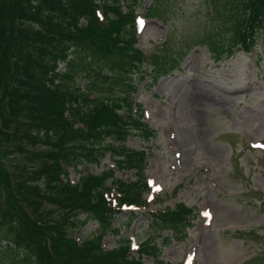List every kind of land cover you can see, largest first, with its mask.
I'll use <instances>...</instances> for the list:
<instances>
[{"label": "trees", "instance_id": "16d2710c", "mask_svg": "<svg viewBox=\"0 0 264 264\" xmlns=\"http://www.w3.org/2000/svg\"><path fill=\"white\" fill-rule=\"evenodd\" d=\"M144 1L0 0V264H146L144 254L153 264H165L150 238L140 245L137 259L125 240L109 250L101 247L119 211L109 195V179L120 194L119 205L143 201L146 154L123 142L131 133L155 135L133 112L129 81L144 61L135 25ZM150 1L147 17L158 14L157 0ZM212 4L210 24L197 44L215 61L250 51L264 29V0ZM163 44L165 49L168 42ZM181 55L154 54L148 82L177 67ZM122 87L116 97L105 95ZM4 144L30 163L12 169L1 159L8 154ZM106 153L116 169H134L136 180L115 177L113 168L89 172ZM67 167L80 172L73 184ZM190 214L191 208L179 203L151 218L155 229L172 231L162 237L166 242L179 238ZM91 219L98 223L95 235L77 242L74 231ZM258 261L264 264V257Z\"/></svg>", "mask_w": 264, "mask_h": 264}, {"label": "rangeland", "instance_id": "374dc122", "mask_svg": "<svg viewBox=\"0 0 264 264\" xmlns=\"http://www.w3.org/2000/svg\"><path fill=\"white\" fill-rule=\"evenodd\" d=\"M150 2L136 9L145 17L138 46L147 55H182L177 67L152 84L148 82L151 57L144 59L129 80L134 88L131 98L140 105L143 120L156 130V136L144 139L132 133L124 144L146 151L144 176L161 189L153 192L154 199L149 196L146 209L136 210L129 227L121 229L125 231L122 238L130 237L136 244L150 238L159 245L161 238H156L157 230L149 222L157 198L161 206L183 202L194 208L193 217L181 229V240L162 245L161 260L182 264L192 253L195 264H259L258 259L264 257V148L253 144H264V29L251 51L215 62L206 46L197 44L210 24L212 0H157L158 14L149 18L145 10ZM165 40L168 46L163 49ZM123 88L105 91V95L116 97ZM2 148L8 154L1 159H7L12 169L30 163L11 144ZM109 167L113 162L106 153L88 171L99 173ZM77 168L84 171L80 165ZM70 175L73 181L79 177L77 171L69 170ZM116 176L136 179L134 169L116 171ZM205 209L211 215L207 220L201 214ZM127 213L115 216L114 228L127 222ZM97 227L91 219L77 237L92 239ZM161 231L164 235L172 232ZM120 241V232H112L102 245L110 249ZM145 259L152 260L150 256Z\"/></svg>", "mask_w": 264, "mask_h": 264}]
</instances>
